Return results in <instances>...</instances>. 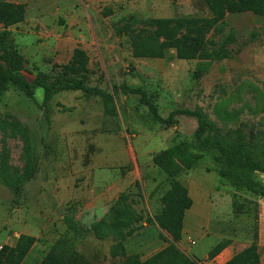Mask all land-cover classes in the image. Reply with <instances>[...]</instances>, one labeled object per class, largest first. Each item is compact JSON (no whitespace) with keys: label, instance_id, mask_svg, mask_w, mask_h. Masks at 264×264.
<instances>
[{"label":"rangeland","instance_id":"374dc122","mask_svg":"<svg viewBox=\"0 0 264 264\" xmlns=\"http://www.w3.org/2000/svg\"><path fill=\"white\" fill-rule=\"evenodd\" d=\"M0 1L25 5L23 22L8 30L29 80L38 73L54 74L79 48L89 59L90 85L107 92L113 84L140 87L163 118L175 109L200 110L219 135L239 131L247 144H264V18L227 15L206 36L209 69L193 80L196 61L179 60L172 51L167 59L134 58L129 38L117 36L115 27L133 14L144 20L210 17L203 0ZM34 99L36 104L16 87L0 97V121L19 123L28 132L33 156L29 179L15 188L0 182V246L14 245L20 234L34 236L25 262L36 264L65 234L68 216L80 231L76 247L82 264H118L122 258L109 254L114 244L125 249L126 257L143 259L164 248L170 238L154 216L169 182L152 157L175 142L192 141L196 120L181 115L173 127L159 124L139 95L131 93L115 95V114L105 113L99 97L80 91L56 93L48 110L41 106L40 88ZM219 112L237 117L222 120ZM3 148L9 173L23 172V142L11 128L0 129V152ZM211 162L209 155L177 177L192 199L178 248L197 264H221V253L206 258L215 245L228 241V257L248 246L256 232L263 264L264 199L231 188L207 169ZM122 193L129 195L140 217L123 237L106 227Z\"/></svg>","mask_w":264,"mask_h":264},{"label":"trees","instance_id":"16d2710c","mask_svg":"<svg viewBox=\"0 0 264 264\" xmlns=\"http://www.w3.org/2000/svg\"><path fill=\"white\" fill-rule=\"evenodd\" d=\"M211 16L207 18H154L144 20L133 14L122 19L123 26L115 27V34L127 36L130 54L134 58L167 59L174 52L179 60L196 61L191 78L197 80L210 66L212 55L207 51V34L218 29V25L227 15L251 13L264 18V0H203ZM112 11L106 9V13ZM25 5L0 1V97L10 88L16 87L27 98L34 99V91L42 90V105L48 110L53 96L62 91H80L86 97H99L105 113L115 114L114 97L118 93L138 94L139 101L146 106L152 119L162 125L173 127L176 116L192 117L197 126L192 141L175 142L152 157L153 164L165 174L169 188L161 197V209L154 216L155 223L165 231L170 240L168 244L147 258L139 255L126 257L119 244L110 247L111 258H122L118 264H197L185 255L177 246L181 240L185 212L192 206L188 189L177 178L183 171H189L198 163L207 161L212 155L213 170L218 177L236 191L249 193L264 199V144L249 145L239 131L230 136L219 135L214 123L200 110L175 109L166 118L159 115L157 108L148 100L146 92L140 87L127 84L111 86L110 92L98 85H90L91 71L88 68V56L82 49H74L69 61L59 66L54 74L38 73L32 80L24 74V59L12 42L8 28L23 22ZM143 24L145 27L134 29ZM136 28V27H135ZM222 120H234L237 113H221ZM17 132L23 142L25 164L23 172L17 170L10 174L6 149L0 152V182L10 188L29 179L33 174V156L31 139L28 132L19 123L0 121V129ZM213 151L215 154H212ZM214 160V162H213ZM215 163V164H213ZM255 173L263 180L255 178ZM140 217L130 202L129 195L122 193L109 212L107 229L124 236L132 232ZM66 232L60 236L36 264H82L83 256L77 251V241L81 238L77 223L65 216ZM257 233L253 241L242 250L233 254L222 264H261L257 244ZM36 242L34 236L20 234L14 245L0 246V264H27L25 258ZM228 241L215 245L207 254V260H213L227 246ZM264 264V263H263Z\"/></svg>","mask_w":264,"mask_h":264},{"label":"crops","instance_id":"0c3cea01","mask_svg":"<svg viewBox=\"0 0 264 264\" xmlns=\"http://www.w3.org/2000/svg\"><path fill=\"white\" fill-rule=\"evenodd\" d=\"M183 227H184V224H183ZM227 252H228V249L227 248H225L222 252H221V254L219 255L220 256V258H225V260L222 262V263H224L225 261H227L231 256H228V257H225L226 256V254H227ZM218 256V255H217ZM216 256V257H217ZM215 257V258H216ZM221 263V264H222Z\"/></svg>","mask_w":264,"mask_h":264}]
</instances>
